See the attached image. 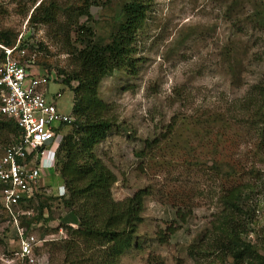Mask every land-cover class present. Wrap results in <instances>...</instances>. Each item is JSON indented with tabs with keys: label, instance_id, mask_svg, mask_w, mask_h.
<instances>
[{
	"label": "rangeland",
	"instance_id": "374dc122",
	"mask_svg": "<svg viewBox=\"0 0 264 264\" xmlns=\"http://www.w3.org/2000/svg\"><path fill=\"white\" fill-rule=\"evenodd\" d=\"M126 1L95 0L99 6H89L90 1L80 0H0V33H7L13 45L22 44L23 60L34 62L31 71L49 73L63 83L64 72L72 70V54L91 39L110 41ZM262 1L151 0L135 36L134 75L115 71L100 83L111 128L93 156L115 175V201L140 190L147 194L137 246L122 255L120 264H224L209 250L190 257L189 248L207 249L220 191L244 184L250 186L243 194L245 205L253 209L245 239L264 262V146L256 150V138L237 125L222 132L215 147L219 129L209 123L221 116L244 122L236 114L238 103L251 86L264 82V34L247 31V18ZM232 2L235 11L227 19ZM40 4H56L60 12L49 25L31 26L28 20ZM225 47L239 61L233 77L222 61ZM62 83L49 84L48 99L69 114L76 83ZM4 147L0 144V157ZM213 160L238 161L241 167L234 176L221 177L208 170ZM47 175L45 188L36 193L40 199L18 211L28 210L19 217L21 224L23 217L37 216L41 203L50 206L43 211V219L50 221L41 220L27 231L40 244L29 258L15 255L18 237L0 212V264H63L64 255L55 249L63 240L57 228L76 226L77 219L55 200L60 176L54 171ZM170 226L174 233L160 243L157 234Z\"/></svg>",
	"mask_w": 264,
	"mask_h": 264
},
{
	"label": "trees",
	"instance_id": "16d2710c",
	"mask_svg": "<svg viewBox=\"0 0 264 264\" xmlns=\"http://www.w3.org/2000/svg\"><path fill=\"white\" fill-rule=\"evenodd\" d=\"M80 1L86 4L90 1L89 6H99L95 0ZM150 3L151 0H127L121 7L118 23L110 41L106 44L99 40L87 41L83 48L72 54V70L64 72V85L76 83L72 91L71 110L76 121L68 127L61 141L55 167L67 193L62 200L64 208L76 217L77 227L70 230L65 224L60 226L69 233L68 238L60 241L58 249L55 248L64 255L63 264H120L122 255L134 245L137 246V230L142 223L141 215L147 194L140 190L122 201H115L111 195L112 187L116 183L115 175L93 156L92 151L106 138L111 128L109 119L105 117L106 105L99 97L100 83L115 71H125L134 75L135 36L144 23ZM261 3L262 7L249 14L247 24L251 27L247 31L262 35L264 1ZM233 11L235 9L232 2L226 10L227 19L229 15H233ZM58 12L60 8L56 4L46 7L40 4L33 10L28 23L31 26L49 25ZM10 39L7 33H0V45L12 47L13 40ZM230 50L225 47L221 57L222 61L229 65L228 73L233 77L239 61L231 58ZM3 59L4 54L1 52L0 61ZM243 101L238 103L236 114L244 117V122L239 124L236 120L224 116L213 117L209 122L217 125L219 129L214 136L215 147L221 144L219 138L224 136L222 132L234 129L237 125L248 135L256 138L258 141L256 150L257 148L261 150L264 146V82L260 81L251 86ZM19 136L20 132L14 122L1 117L0 144H9ZM238 167H241L238 161L231 163L226 160H213L208 170L217 176L227 178L238 173L236 170ZM249 189L250 186L244 184L220 191L217 220L208 236L212 241L207 244V249L206 246L193 248L194 250L192 247L189 248L190 257L209 250L210 253L220 255L224 264L264 263L257 247L245 239L251 223L249 219L253 214V209L247 207L243 199V194ZM36 198L40 199L38 195L27 199L23 209ZM49 208L50 206L41 203L38 205L37 216L23 217L26 220H23L21 226L25 224L24 227L28 231L31 225L41 220L49 222L50 219H43L44 209ZM177 214L179 215V212ZM11 227L16 234L13 225ZM173 233L174 228L170 226L157 234V240L165 243V236Z\"/></svg>",
	"mask_w": 264,
	"mask_h": 264
},
{
	"label": "built area",
	"instance_id": "2783aa9c",
	"mask_svg": "<svg viewBox=\"0 0 264 264\" xmlns=\"http://www.w3.org/2000/svg\"><path fill=\"white\" fill-rule=\"evenodd\" d=\"M18 45L1 47L4 59L0 61V116L13 121L20 136L5 145L0 157V212L15 227L18 237L15 255L29 258L33 247L40 242L28 236L20 226L19 217L28 212L18 211L22 210L27 199L45 188L47 174L54 169V156L62 130L71 126L76 117L63 113L48 99L53 76L40 74L36 69L31 71L34 62L23 60L26 50ZM60 96L55 94V98ZM67 227L75 228L71 224ZM58 234L60 239L69 237L68 231L62 228ZM41 241L45 243L47 240Z\"/></svg>",
	"mask_w": 264,
	"mask_h": 264
},
{
	"label": "clouds",
	"instance_id": "9594fccd",
	"mask_svg": "<svg viewBox=\"0 0 264 264\" xmlns=\"http://www.w3.org/2000/svg\"><path fill=\"white\" fill-rule=\"evenodd\" d=\"M19 45H18V47L19 48H22V47H20V43H18ZM13 46H15V45H13ZM12 46V47H13ZM1 47H3V48H11V47H4V46H2V45H0V50H1V52H3V54H4V51L1 49ZM53 82H58V83H62V80H55V78H54V76H53ZM63 84V83H62ZM64 85V84H63ZM71 113V112H70ZM72 114V113H71ZM73 115V114H72ZM69 127V126H68ZM68 127H65V128H63V130H65V129H68ZM63 130H62V132H63ZM66 134L65 133H62V138H61V140H60V143H59V146H60V144H61V141H62V139L64 138V136H65ZM50 143V142H49ZM58 150H59V147L57 148V151H56V153H55V156H54V167H55V164H56V157H57V153H58ZM53 171H54V173H56V175H58V173H57V171H56V169L54 168L53 169ZM62 183V182H61ZM57 193H58V195H57V197H55V198H57V199H60V201H62L63 200V198L66 196V189H65V186H64V184L62 183V186H60V187H57ZM59 194H62L61 196H59ZM27 212V211H26ZM22 217V216H21ZM66 225V224H65ZM71 225H73V224H71ZM20 226H21V224H20ZM67 226V225H66ZM75 228L74 229H76V227L77 226H75V225H73ZM14 227V226H13ZM22 227V226H21ZM15 228V227H14ZM60 228H62V229H64L63 227H60ZM68 228V227H67ZM25 229V228H24ZM70 230H71V228H69ZM74 229H72V230H74ZM26 230V229H25ZM65 230V229H64ZM16 231V230H15ZM67 231V230H66ZM26 234H27V230H26Z\"/></svg>",
	"mask_w": 264,
	"mask_h": 264
},
{
	"label": "water",
	"instance_id": "95a60500",
	"mask_svg": "<svg viewBox=\"0 0 264 264\" xmlns=\"http://www.w3.org/2000/svg\"><path fill=\"white\" fill-rule=\"evenodd\" d=\"M93 13V8H91V11H90V14H92ZM49 143V142H48Z\"/></svg>",
	"mask_w": 264,
	"mask_h": 264
}]
</instances>
